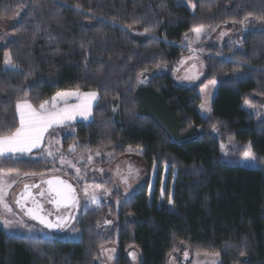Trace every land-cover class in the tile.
I'll use <instances>...</instances> for the list:
<instances>
[{
    "label": "trees",
    "instance_id": "trees-1",
    "mask_svg": "<svg viewBox=\"0 0 264 264\" xmlns=\"http://www.w3.org/2000/svg\"><path fill=\"white\" fill-rule=\"evenodd\" d=\"M178 1L0 0V22L19 14L13 38L0 46V131L18 126V100L38 108L57 92H96L93 119L76 126L63 148L77 144L79 152L117 158L138 149L155 167L152 195L147 188L127 200L114 193L106 207L79 216L78 241L15 237L0 226V264H99L100 248L116 238L115 264H131L133 250L139 264H167L183 244L218 254L220 264H264V119L243 109L246 99L264 105V30L246 35L235 52L209 47L195 86L176 84L170 73L136 83L141 73L186 55L180 44L194 27L264 23V0H186L193 11ZM6 52L16 69H4ZM211 82L217 95L211 115L201 118L200 89ZM229 143L234 149L225 157L221 145ZM249 143L257 169L238 163ZM46 161L0 158V169L41 173ZM164 169L168 184L159 202ZM106 221L117 226V237L102 236Z\"/></svg>",
    "mask_w": 264,
    "mask_h": 264
},
{
    "label": "rangeland",
    "instance_id": "rangeland-1",
    "mask_svg": "<svg viewBox=\"0 0 264 264\" xmlns=\"http://www.w3.org/2000/svg\"><path fill=\"white\" fill-rule=\"evenodd\" d=\"M22 1L26 3L28 0ZM178 3L185 5L189 10L193 11V8L186 0H180ZM18 18L19 14L16 17V21L13 23L7 24L0 22V46H6L7 42L13 38L9 30L13 28L14 23L19 20ZM263 30L264 23L248 19L244 21L243 24L229 23L215 28L204 27L203 32L198 38L191 31L184 37L183 42L180 44V46L187 51L186 55L172 64L158 65L154 70L141 73L136 83L139 86H145L148 85L153 76L170 73L176 84L187 87L195 86L205 75V59L211 55L208 52L209 47H217L221 51L229 49L231 52H235L242 49L246 35ZM218 56L229 58L228 54L223 52ZM9 58L11 60L10 55ZM4 69L13 70L16 69V67L11 60V63L8 65L4 63ZM140 80L144 82L140 83ZM217 90L218 87L215 82H211L200 89L201 103L206 102L207 107L210 109V111H202L199 106L198 113L201 118L211 115ZM98 100L99 96L97 100L92 102L91 114L87 119L80 115H76L73 119L66 121L64 124L54 125L45 133L44 139L46 141L42 149L36 153H32L33 156L30 154V156L24 155L25 157H31L32 160H47V165L44 166L41 173H36V175H25V173L19 172L17 176V172L3 171L2 178L5 183H10L12 179L16 180V183L5 189V201L13 210L14 215H7L3 212V209L0 208V216L14 221L11 228H5L3 224L0 223V226L3 227L8 235L15 237H42L63 241H78L80 239V233L76 225L79 216L86 214V211L106 207L115 200L113 196L114 193L122 195V198L127 200L132 195L147 188L148 195H152L155 181V167L151 170L141 160V150L128 149L126 155L117 158L110 152H79L77 150V144L70 145L68 149L63 148V140L67 136L73 135L76 126L79 124H87L93 119V110ZM78 102L77 99L69 103L59 102V107L72 106ZM243 109L249 113L257 114V116L264 119V105L262 108H249L244 105ZM233 146L234 145L230 143L223 144L222 154L225 157L231 155L234 149ZM70 148L74 150L69 151ZM245 148L246 146L239 149L238 163L246 169H257L256 160H248L243 157ZM49 151L52 152L51 156L48 155ZM61 157H63V163L61 162ZM89 157H91V160H89ZM77 169H79V172H77ZM167 176V171L164 169L161 176L159 202L163 201V192H165L166 185L168 184ZM53 177H58L70 182L76 189L79 203L77 209L71 210L72 213L69 215L68 222L61 228L51 231L27 218L24 212L18 209L16 200L19 199L20 193L25 190V184L31 187L34 183ZM173 179L174 178L171 179L169 184V193L171 196L173 193ZM125 181L127 182L125 183ZM93 194L97 197L95 201L91 199ZM49 213V217L53 219V215L50 211H48V214ZM54 214L60 215L61 211L54 212ZM20 220L23 221V227H21L19 223H15V221ZM116 227V225H111L110 222L105 223L104 226L101 225L100 233L104 237H109L111 233L115 231L114 237H117L118 233ZM29 228L32 229L31 232L28 231ZM114 228H116V230ZM116 240L113 244L100 248L99 264H115L119 256V247ZM128 253L129 252L126 253L127 256ZM131 253L134 254V258L129 253L130 263L139 264L140 253L135 250L131 251ZM186 253L187 255H185ZM167 264H220V257L214 253L194 251V249H191L187 244H183L172 251L168 257Z\"/></svg>",
    "mask_w": 264,
    "mask_h": 264
},
{
    "label": "snow or ice",
    "instance_id": "snow-or-ice-1",
    "mask_svg": "<svg viewBox=\"0 0 264 264\" xmlns=\"http://www.w3.org/2000/svg\"><path fill=\"white\" fill-rule=\"evenodd\" d=\"M245 19H247V17ZM240 22L242 24L244 23V21ZM203 29L204 26L201 25L199 27H194L191 31L198 38L203 32ZM4 63L5 65L11 63L9 54L7 52L5 53ZM139 82L143 83L144 81L140 80ZM73 96L79 101L78 103L72 106H65L63 108L59 107L60 100H66L68 97ZM97 99L98 94L96 92L80 93L77 90L75 92H57L55 96L51 97V101L45 100L39 104L38 108L34 107L26 100H18L15 105L16 113L19 117L18 126L9 128L6 134L3 131H0V158L7 157L9 159H13L16 158L17 155L24 156L30 154L33 149L40 147L45 133L48 132V130L54 125L64 124L66 121L73 119L76 115H80L87 119L91 114L92 102ZM245 105L249 108L256 107L247 99L245 100ZM200 108L202 111H210L206 105V102L201 103ZM221 147L223 148V145H221ZM73 150V148L69 149V151ZM48 155L51 156L52 152L49 151ZM243 157L253 161L257 159V156L252 150L250 143L246 145L245 151L243 152ZM260 159L264 161V157ZM89 160H91V157H89ZM61 162L63 163V157H61ZM77 172H79V169H77ZM18 175L19 172L17 171V176ZM25 175H36V173H25ZM2 176L3 170H0V208H2L3 212L7 215H14L13 210L7 205L5 201V189L16 183V180L12 179L10 183H5ZM126 182L127 181H125V183ZM40 184L48 185V202L52 203L57 210H59L60 207L67 208L69 206L78 205L79 201L76 199L74 189L65 182L59 179H48L41 180ZM40 184L34 183L31 185V187L39 189ZM24 188L25 192L21 194V199L16 200V204L29 219L38 222L47 229L61 228L67 222L68 217L60 216L56 218L54 223L50 221L47 215L42 214L43 205L38 203L36 196H33L32 193L28 191L29 185L25 184ZM37 195L40 198H44L45 192L39 191ZM29 199H31L33 207L25 208V204ZM91 199L92 201H95L97 199L96 195L93 194ZM172 202V196L169 193L168 203L172 204ZM0 223H2L5 228H11L14 221L9 220L4 216H0ZM15 223H19L21 227L24 226L22 220L15 221ZM106 223L108 222L106 221ZM28 231L31 232L32 229L29 228ZM130 255H132L134 258V254L130 253ZM185 255H187V253Z\"/></svg>",
    "mask_w": 264,
    "mask_h": 264
},
{
    "label": "flooded vegetation",
    "instance_id": "flooded-vegetation-1",
    "mask_svg": "<svg viewBox=\"0 0 264 264\" xmlns=\"http://www.w3.org/2000/svg\"><path fill=\"white\" fill-rule=\"evenodd\" d=\"M40 182H41V181H40ZM40 182H38L37 184H40ZM28 191H30V192L32 191V195H33V196H36L37 202H38V203H41V204L43 205L44 213H45L47 216H50V215L48 214V211L51 212V214L53 215L54 219H56L58 216H60V217H66L67 213H69L68 210H63V212L60 210V211H61V214H60V215H59V214H58V215H57V214H54L55 211H53L54 209L51 208L50 203L48 202L49 197H48V195H47V191L44 189V185H43V184H40V188H39V189L30 187V189H28ZM39 191H44V192H45V196H44V198H40V197L37 195ZM24 192H25V190H24L22 193H24ZM22 193H20V195H19V199L22 198V195H21ZM29 201H30V203L32 204L31 199H29ZM46 207H47V208H46ZM48 209H49V210H48ZM51 210H52V211H51Z\"/></svg>",
    "mask_w": 264,
    "mask_h": 264
},
{
    "label": "water",
    "instance_id": "water-1",
    "mask_svg": "<svg viewBox=\"0 0 264 264\" xmlns=\"http://www.w3.org/2000/svg\"><path fill=\"white\" fill-rule=\"evenodd\" d=\"M48 179H53V180H55V179H59V180L65 182L66 184L70 185V186L74 189V193H75L76 199L78 200V195H77L76 189H75V187H74L70 182H68L67 180H64V179L58 178V177H53V178H48ZM48 179H45V180H48ZM43 185H44V189L47 191V189H48V185H47V184H43ZM29 189H30V188H29ZM31 193H32V191H31ZM16 205H17V204H16ZM50 205H51V207L54 209L55 212L60 211V210H69V211H71L72 209H77V207H78V205H75V206H69V207H67V208H65V207H60L59 210H57L56 207H55L52 203H50ZM17 207H18V205H17ZM31 207H33V204H31L30 201L28 200V201L26 202V204H25V208H31ZM18 209L21 210L20 207H18ZM42 214H44V210H43V213H42ZM44 215H45V214H44ZM25 216H26V215H25ZM26 217H27V216H26ZM47 217H48V219H49L50 221H52L53 223L56 221V219H51L49 216H47ZM27 218H28V217H27ZM30 220H31V219H30ZM68 220H69V217H68V219H67V222H68ZM31 221H33L34 223H36V224L40 225L41 227H43V225L39 224L38 222H36V221H34V220H31ZM43 228H44V227H43ZM45 229H47V228H45ZM57 229H59V228H52V229H47V230L54 231V230H57Z\"/></svg>",
    "mask_w": 264,
    "mask_h": 264
},
{
    "label": "crops",
    "instance_id": "crops-1",
    "mask_svg": "<svg viewBox=\"0 0 264 264\" xmlns=\"http://www.w3.org/2000/svg\"><path fill=\"white\" fill-rule=\"evenodd\" d=\"M45 141H46V140L43 139V141L41 142L40 147H39V148H35V149H33L32 152L30 153V155H32V153H36V152L40 151V150L42 149V147H43ZM28 155H29V154H28ZM17 156H19V155H17ZM4 158H6V157H4Z\"/></svg>",
    "mask_w": 264,
    "mask_h": 264
},
{
    "label": "bare ground",
    "instance_id": "bare-ground-1",
    "mask_svg": "<svg viewBox=\"0 0 264 264\" xmlns=\"http://www.w3.org/2000/svg\"><path fill=\"white\" fill-rule=\"evenodd\" d=\"M22 211V210H21ZM23 212V211H22Z\"/></svg>",
    "mask_w": 264,
    "mask_h": 264
}]
</instances>
